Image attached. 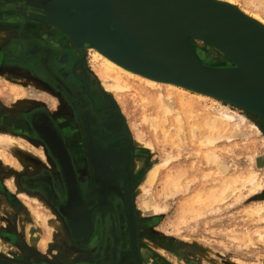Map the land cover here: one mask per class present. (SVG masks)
<instances>
[{"label":"flooded vegetation","instance_id":"af4514ba","mask_svg":"<svg viewBox=\"0 0 264 264\" xmlns=\"http://www.w3.org/2000/svg\"><path fill=\"white\" fill-rule=\"evenodd\" d=\"M27 3L0 0V32H6L0 38V72L36 84L58 104L0 111V117H14L0 119V130L29 138L43 153L30 160L36 167L21 176L19 190L41 198L67 238L57 243L63 256L50 259L12 231L11 216L10 230L0 227L3 244H11L8 251L0 249V264H143L139 221L128 208L134 183L131 137L89 72L85 47H73L63 32L33 17L44 16L42 8ZM6 186L0 181V192Z\"/></svg>","mask_w":264,"mask_h":264},{"label":"rangeland","instance_id":"374dc122","mask_svg":"<svg viewBox=\"0 0 264 264\" xmlns=\"http://www.w3.org/2000/svg\"><path fill=\"white\" fill-rule=\"evenodd\" d=\"M233 1L245 8L246 0ZM215 54L208 53L204 58L208 65H233ZM91 55L87 54L89 72L116 107L134 148L131 201L140 225V253L143 264H264V130L260 128L263 120L257 116H249L236 106L220 100L192 99L200 106L203 105L202 107H210L212 112L226 105L237 117L235 123L240 124V129L234 141L219 142L216 151L229 171L243 179L232 183L229 175H222L219 167L207 160L208 157L199 152L198 146L189 144L183 136L181 141L169 138L166 141L164 137H160V142L153 147L137 144L136 133L130 124V114L114 94L104 88V81L95 73ZM7 75L0 72V111L16 112L23 110L30 103L42 101L50 108L58 104L55 96L41 90L36 84L21 82ZM18 82L24 93L20 94L19 100H15L9 85ZM240 114L246 117V121L238 119ZM7 118L10 122L14 119L13 116ZM255 122L260 125L259 128L257 126L260 132L251 127ZM10 135L19 140L23 148L0 145L14 159L17 158L19 164L5 162L0 157V181L5 182L8 188L6 192H0V227L5 226L6 230H10L8 226L11 227L10 220L13 216L14 227L11 230L16 235L29 241L31 233L39 231L40 241L33 243L30 239V242L45 257H62L64 247L57 244L61 233H57L54 228L56 213L38 196H21L16 191V187L20 189L21 176L36 167L35 164L29 163L30 160L34 162L32 158L42 152L29 138L14 133ZM144 140L143 142L151 141L149 137ZM230 143L233 147L228 149ZM225 147L226 150L221 152L220 149ZM166 157H171V161L165 167L161 166L160 174L152 185L147 183L149 171L160 165ZM250 177L256 179L259 188L251 189L252 185L247 182ZM149 191L162 208L158 212L148 211L144 204L146 192ZM3 197L13 200L18 205L17 209L13 211L9 204L5 208L7 201ZM38 216L44 222L42 225L37 222ZM60 241L63 242L64 239ZM0 249H10L3 244L1 238ZM66 258L69 257L66 255Z\"/></svg>","mask_w":264,"mask_h":264},{"label":"bare ground","instance_id":"6f19581e","mask_svg":"<svg viewBox=\"0 0 264 264\" xmlns=\"http://www.w3.org/2000/svg\"><path fill=\"white\" fill-rule=\"evenodd\" d=\"M49 1L50 0H27L29 4L39 7L47 4ZM211 1L217 4L219 2L235 7L248 19L239 22L238 27L234 25L232 30L230 26H222L221 21L218 19L219 17L210 18V20H208L209 18L196 10L162 0H117L116 10H113L116 12L114 14L111 12V15L113 17L117 15L118 23L127 31L126 36L129 38L130 45L134 48H139L141 41L146 38L162 42L166 40V38L171 39L172 37L181 36L185 34V32L194 34L190 36V39L194 47H196V45L198 46L195 51L202 63L206 65L208 64L204 58L208 56V53H216L215 55L224 58L230 63L233 62L232 58H234V56L231 49L227 46L217 43L205 35L198 34L197 36V31L200 30L202 25L203 27L205 24L209 25V27L219 32L221 30L225 32L235 31L241 35L243 43L245 42L246 44L264 43V0H246L245 8L236 5L233 0ZM33 17L42 19L41 17H43V15L40 17L39 15L33 14ZM51 26H53L54 29L60 30L53 24H51ZM4 34H6V32H0V38ZM72 45L75 48H81V46L76 45L75 42H72ZM161 45H164V43H161ZM85 50L87 53L92 54L91 56L95 64V73L104 81V88L109 93H113L118 102L121 103L130 114V124L136 133L137 144H147L149 147H153L154 144L160 142V137H164L166 141L168 140L167 138L173 141L177 139L181 141L183 136L189 144H196L199 148V152H203V155L205 154V156L208 157L206 158L207 160L209 159L213 164L218 166L222 175H229V179L232 183L243 180L238 175L231 173L232 171H229L225 162L222 161L221 157L216 153V151H218L219 142L225 141L229 143L234 141L233 139L240 129V124L235 123L237 117H235L233 111L226 105L223 107L221 106L222 108H218L216 112H212L210 107H202L203 105L200 106L192 99L204 98L220 100L228 104H230V102L224 101V99H222L223 97H219L220 94L205 92L200 88L129 66L96 44L87 45ZM212 67L218 68L225 66ZM19 83L20 82L9 85L15 100H19L20 94L22 95L24 93V90L21 88L22 86L18 85ZM234 97L246 100L243 102L238 101L240 105H236V107L246 112L249 116H252L249 110L250 105L257 103L264 107V98ZM238 117L241 121H246L245 116L240 114ZM0 119L9 122L8 118L0 117ZM258 123L260 122L258 121ZM258 123L255 122L251 124V127L257 130V132L260 130H258ZM260 124L263 125V123ZM145 137H149L151 141L143 142ZM161 142H163V140H161ZM0 145L23 148L19 140L10 135V133L4 131H0ZM232 145L230 143L228 149L232 148ZM1 147L0 157H2L5 162L19 165L16 161L17 158L14 159L11 154L9 155L6 152L7 150L5 151ZM225 150L226 147L220 149L221 152ZM41 156H43L42 153ZM171 157L164 158V161L160 165H156L149 171L147 183L152 185L156 181L160 174L161 166L165 167L168 162L171 161ZM180 175L182 176L183 174L180 173ZM247 182L252 185L251 189L260 187V185L256 183L255 178L250 177L247 179ZM17 192L21 196H28V194L19 189H17ZM177 192L178 190H176V193ZM146 193L144 204L147 210L151 212L160 211L162 208L159 203H157L155 196L150 193V191ZM7 207L8 206L5 204V208ZM37 218V222L42 225L44 223L42 218L40 216ZM55 220L57 219L55 218ZM55 224L54 226L56 228H61V225L57 221ZM60 237H62V235ZM29 239H31L33 243L40 241L41 236L39 231H33ZM6 245L7 248H11V244Z\"/></svg>","mask_w":264,"mask_h":264},{"label":"water","instance_id":"95a60500","mask_svg":"<svg viewBox=\"0 0 264 264\" xmlns=\"http://www.w3.org/2000/svg\"><path fill=\"white\" fill-rule=\"evenodd\" d=\"M162 1L189 7L209 18L208 20L219 17L222 26H230L232 30L234 25L238 27L239 22L248 19L237 8L219 2L218 5L211 0ZM116 2L117 0H50L41 6L44 14L41 18L47 24L58 27L78 46L96 44L129 66L205 92L220 94L219 97H223L231 105H240L238 101H246L234 96L264 98V43L246 44L235 31L219 32L209 25H202L197 36L205 35L227 46L233 53V65L218 68L202 63L190 39L194 34L190 32L166 38L162 42L146 38L141 41L139 48H134L126 36L127 31L118 23L117 15H111V12H116L113 11L116 10ZM249 110L264 122L263 105H250ZM260 128L264 130V123ZM128 208L132 215L131 200L128 201ZM133 245L136 249L134 235Z\"/></svg>","mask_w":264,"mask_h":264},{"label":"crops","instance_id":"0c3cea01","mask_svg":"<svg viewBox=\"0 0 264 264\" xmlns=\"http://www.w3.org/2000/svg\"><path fill=\"white\" fill-rule=\"evenodd\" d=\"M49 25H51V24H49ZM60 31H61V30H60ZM61 32H62V31H61ZM65 35H66V34H65ZM66 36H67V35H66ZM67 37H68V36H67ZM69 40H70V39H69ZM70 41H71V40H70ZM28 196H29V194H28ZM5 201H6V200H5ZM6 205H8V203H7ZM55 225H56V224H55ZM54 228L57 229V230H58V229L60 230V231H57V233H59V234L61 233V235L63 236V237H60V236H59V239H60V240H62V239H66V238H67V234H66V232L63 231L62 227H61V228H58V227L56 228V227L54 226ZM26 240H27V238H26Z\"/></svg>","mask_w":264,"mask_h":264}]
</instances>
